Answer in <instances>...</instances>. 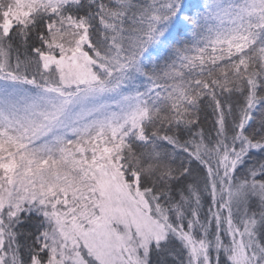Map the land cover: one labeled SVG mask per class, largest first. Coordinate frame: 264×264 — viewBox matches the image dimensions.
Masks as SVG:
<instances>
[{"label": "snow or ice", "instance_id": "6c2138e0", "mask_svg": "<svg viewBox=\"0 0 264 264\" xmlns=\"http://www.w3.org/2000/svg\"><path fill=\"white\" fill-rule=\"evenodd\" d=\"M0 264H264V0H0Z\"/></svg>", "mask_w": 264, "mask_h": 264}]
</instances>
